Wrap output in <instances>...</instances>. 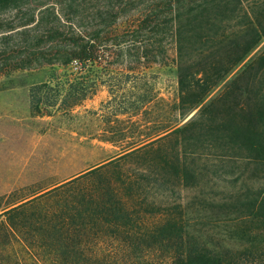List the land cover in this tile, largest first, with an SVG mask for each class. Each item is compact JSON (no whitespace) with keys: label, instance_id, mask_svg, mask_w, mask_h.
Listing matches in <instances>:
<instances>
[{"label":"trees","instance_id":"obj_1","mask_svg":"<svg viewBox=\"0 0 264 264\" xmlns=\"http://www.w3.org/2000/svg\"><path fill=\"white\" fill-rule=\"evenodd\" d=\"M263 37L264 0H0V74L172 48L177 81L128 92L109 155L1 209L0 264H264Z\"/></svg>","mask_w":264,"mask_h":264},{"label":"rangeland","instance_id":"obj_2","mask_svg":"<svg viewBox=\"0 0 264 264\" xmlns=\"http://www.w3.org/2000/svg\"><path fill=\"white\" fill-rule=\"evenodd\" d=\"M263 46L264 37L251 54ZM98 54L92 67L80 59L66 66L14 68L0 74V211L41 186L109 155L110 144L97 136L109 133L106 128L115 124L113 118H126L119 112L123 105L117 103L125 102L128 92L134 93L129 99L135 100L143 88L150 90L155 94L150 104L175 97L172 48L166 51L163 62H151L145 69L135 51L118 59L113 52ZM125 74L130 75L127 83ZM108 86L113 94L107 104ZM90 89L95 91L88 95ZM82 92L87 96L80 99ZM249 184L263 188L264 180L257 177ZM181 193L186 197L195 194L191 189Z\"/></svg>","mask_w":264,"mask_h":264}]
</instances>
